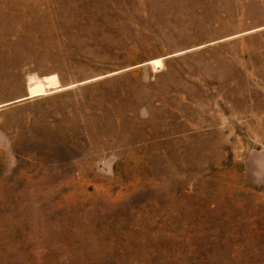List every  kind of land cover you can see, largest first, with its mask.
I'll use <instances>...</instances> for the list:
<instances>
[{"label": "rangeland", "instance_id": "rangeland-1", "mask_svg": "<svg viewBox=\"0 0 264 264\" xmlns=\"http://www.w3.org/2000/svg\"><path fill=\"white\" fill-rule=\"evenodd\" d=\"M0 264H264V0H0Z\"/></svg>", "mask_w": 264, "mask_h": 264}, {"label": "bare ground", "instance_id": "bare-ground-1", "mask_svg": "<svg viewBox=\"0 0 264 264\" xmlns=\"http://www.w3.org/2000/svg\"><path fill=\"white\" fill-rule=\"evenodd\" d=\"M58 86L59 82L54 74L44 76L42 78L31 75L27 81V89L30 96L41 94L46 90L56 88Z\"/></svg>", "mask_w": 264, "mask_h": 264}, {"label": "water", "instance_id": "water-1", "mask_svg": "<svg viewBox=\"0 0 264 264\" xmlns=\"http://www.w3.org/2000/svg\"><path fill=\"white\" fill-rule=\"evenodd\" d=\"M27 97H29V95Z\"/></svg>", "mask_w": 264, "mask_h": 264}]
</instances>
